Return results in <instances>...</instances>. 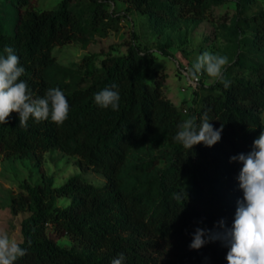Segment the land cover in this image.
<instances>
[{
  "label": "trees",
  "instance_id": "obj_1",
  "mask_svg": "<svg viewBox=\"0 0 264 264\" xmlns=\"http://www.w3.org/2000/svg\"><path fill=\"white\" fill-rule=\"evenodd\" d=\"M11 1L16 19L10 34L0 27V56H6L5 47L14 50L25 69L20 79L26 81L34 98L43 97L49 88H62L63 84L52 82L47 75L54 48L84 46L88 30L97 32L102 24L117 19L108 11L112 0H86L91 11L88 26L73 11L75 0H61L56 8L42 11L31 0ZM127 1L141 14L166 15L151 0ZM166 1L181 17L202 13L206 2ZM245 21L253 28V47L264 50V13ZM80 64L82 74L72 77L74 86L64 94L69 104L67 120L58 126L50 118L30 119L22 127L19 114L11 113L8 123L0 124V156H34L40 163L44 153L58 150L76 157L106 183L95 187L74 176L54 187L41 170L40 183L21 185L11 199L10 211L29 214L21 224L20 243L27 254L15 264H112L121 253L123 264H228L229 249L220 241L200 249L189 245L197 228L210 231L221 220L228 227L234 222L237 200L243 199L237 180L242 164L230 158L250 152L264 131L260 122L264 71L256 68L253 81L225 77L230 88L220 82L207 87L199 103L193 99L195 107L188 111L172 104L163 93L162 78L155 75V57L147 49L130 44L125 54L105 57L99 68L91 56ZM113 84L118 85L113 90L120 94L119 110L100 108L95 94ZM205 112L214 129L223 125L221 140L210 148L198 144L189 151L174 140L178 125L191 117L199 122ZM156 141L166 146L169 165L159 175L155 192L127 189L122 170L131 150L141 144L154 146ZM153 168L154 162L142 171ZM176 194L185 198L176 199ZM61 198L70 199V204L58 206ZM63 237L89 256L60 247L57 240Z\"/></svg>",
  "mask_w": 264,
  "mask_h": 264
},
{
  "label": "rangeland",
  "instance_id": "obj_2",
  "mask_svg": "<svg viewBox=\"0 0 264 264\" xmlns=\"http://www.w3.org/2000/svg\"><path fill=\"white\" fill-rule=\"evenodd\" d=\"M37 11L54 9L61 0H31ZM152 5L165 12L164 17H152L135 10L127 0L109 1L108 11L113 12L114 22L104 23L100 30H88L86 45L70 44L56 47L51 54L54 59L48 69L49 80L63 84L66 94L73 86L72 77L82 74L81 61L91 56L96 68L107 56L126 53L130 44L149 50L155 57L156 76L162 78V91L170 102L182 110L195 107L206 93V88L216 84L207 73L200 75V87L192 92L180 70L192 68L204 52L226 56L229 66L225 77L253 81L257 76L256 68L264 71V50L252 45L253 28L246 24L245 18L264 13V0H206L200 14L179 16L176 7L166 0H151ZM71 7L88 26L91 14L86 0H75ZM16 19V8L11 0H0V27L4 33H11ZM165 52V54L163 53ZM67 84V85H64ZM83 87V86H81ZM194 99V101H193ZM187 111V113H188ZM264 125V111L260 114ZM154 162L150 171H142ZM169 165L166 146L156 141L154 146L141 144L131 150L122 170L124 185L127 189L150 190L155 192L159 175ZM41 170L52 179L54 187H59L74 176H80L87 183L102 187L106 179L85 169L76 157H70L58 150H50L42 155L38 163L34 156H0V231L7 232L10 238L22 242L21 224L29 216L27 212L13 215L10 211L11 199L21 190L23 184L36 185L41 180ZM70 199L61 198L57 205L66 207ZM216 228L211 227L210 231ZM58 241L62 248L73 249L82 257L88 252L76 247L66 237Z\"/></svg>",
  "mask_w": 264,
  "mask_h": 264
},
{
  "label": "clouds",
  "instance_id": "obj_3",
  "mask_svg": "<svg viewBox=\"0 0 264 264\" xmlns=\"http://www.w3.org/2000/svg\"><path fill=\"white\" fill-rule=\"evenodd\" d=\"M4 52L6 56H0V124H7L10 114L16 112L22 127H27L30 119L40 122L49 118L58 126L62 125L69 113V104L62 90L49 88L43 97L34 98L26 81L20 79L25 69L20 65L19 57L11 47H5ZM227 66L229 60L226 56L204 52L187 76L190 81L198 82L199 76L207 73L228 89L231 82L224 75ZM113 89H118V85L113 84L95 94V103L100 108L119 110L120 94ZM178 129L174 140L191 151L198 144L210 148L218 143L223 125L214 129L205 112L199 122L197 117H191L179 124ZM230 162L242 164L237 180L243 199L237 200L234 222L228 227L221 220L213 231L197 228L189 247L200 249L208 242L220 241L229 249L226 255L228 264H264V131L253 141L250 152L232 156ZM185 195L186 202L187 192ZM185 195L176 194V199H184ZM26 254L27 249L10 238L7 232L0 231V264H15ZM124 259L121 253L112 264H123Z\"/></svg>",
  "mask_w": 264,
  "mask_h": 264
},
{
  "label": "built area",
  "instance_id": "obj_4",
  "mask_svg": "<svg viewBox=\"0 0 264 264\" xmlns=\"http://www.w3.org/2000/svg\"><path fill=\"white\" fill-rule=\"evenodd\" d=\"M188 70H180V75L184 76L187 80V87L190 88L192 91L196 90L197 87L200 85L201 78L199 76V80L197 81H190L189 77L187 76ZM195 85V86H194Z\"/></svg>",
  "mask_w": 264,
  "mask_h": 264
}]
</instances>
